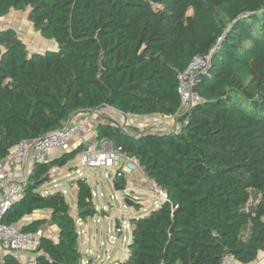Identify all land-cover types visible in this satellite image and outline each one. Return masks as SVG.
Returning <instances> with one entry per match:
<instances>
[{
  "label": "trees",
  "instance_id": "trees-1",
  "mask_svg": "<svg viewBox=\"0 0 264 264\" xmlns=\"http://www.w3.org/2000/svg\"><path fill=\"white\" fill-rule=\"evenodd\" d=\"M11 11L28 12L57 47L30 52L15 28H0V160L106 107L174 118L178 128L166 131L96 124L99 142L122 147L168 195L130 218L118 264H222L229 255L252 264L264 253V0H0V20ZM195 57L209 60L192 85L201 101L183 107L179 75ZM86 149L35 162L3 217H30L23 232L58 228L57 240L38 238L37 264H84L79 222L99 214L91 186L69 181L75 212L63 191L44 187ZM114 182L126 189L128 177ZM0 264L21 262L7 252Z\"/></svg>",
  "mask_w": 264,
  "mask_h": 264
},
{
  "label": "rangeland",
  "instance_id": "rangeland-1",
  "mask_svg": "<svg viewBox=\"0 0 264 264\" xmlns=\"http://www.w3.org/2000/svg\"><path fill=\"white\" fill-rule=\"evenodd\" d=\"M6 27H13L17 30L30 52H44L57 47L53 41L44 39L34 29L33 24L28 19V12L11 11L0 20V28ZM91 115L94 120L109 118L124 126L135 127L139 131H166L178 128L174 118L171 117L160 115L147 117L124 116L110 107L95 111ZM83 120H86L85 116ZM82 153L83 151L79 152L71 163V167L75 168L70 170L68 167L54 169V181L44 188L53 187L65 190L64 194L73 211H75V195L66 184L70 180L79 177L87 180L94 191V201L99 214H96L94 218H89L87 222L83 221L79 224V243L84 264H89L90 261L92 264H118L119 261H123L128 256V244L131 239L129 227L126 226L122 232H117L118 222L125 220L129 224L131 217L138 218L146 215L163 200L154 191L147 188V182L140 169H136L128 175L130 179L126 189L117 190L113 178L108 177L109 174L114 172L113 169L91 168L82 165ZM111 196H113V199ZM126 199H129L132 203L142 202L143 206L139 211H136L133 205H127ZM102 210L107 215H101ZM42 215H46V213ZM35 216L41 215L37 214ZM252 264H264V253H260L258 259Z\"/></svg>",
  "mask_w": 264,
  "mask_h": 264
},
{
  "label": "built area",
  "instance_id": "built-area-1",
  "mask_svg": "<svg viewBox=\"0 0 264 264\" xmlns=\"http://www.w3.org/2000/svg\"><path fill=\"white\" fill-rule=\"evenodd\" d=\"M209 64L208 59L195 57L188 68L179 75V92L182 106L190 107L201 101V98L192 91V85L198 74L204 71ZM98 111V110H96ZM95 112V111H94ZM92 113L86 118L91 120ZM93 119V118H92ZM81 117L76 118L61 130L51 132L43 138L24 140L4 159L0 160V245L9 253L17 256L35 248L42 232H23L18 225L3 223V217L13 203L22 195L25 180L28 178L32 165L37 161H46L55 150H68L72 140L77 137L86 143L82 137L86 121ZM82 165L91 168L113 169L109 178H121L140 169L137 162L122 152V147H115L108 140L88 144L81 155ZM15 169V171H14ZM17 169H20L19 171ZM147 188L154 191L163 201L168 198L167 193L158 188L152 181L145 177ZM113 199V196H111ZM162 201V202H163ZM129 224L125 220L117 226V232H122ZM22 264H37L36 260L26 256ZM222 264H241L233 255L226 256Z\"/></svg>",
  "mask_w": 264,
  "mask_h": 264
},
{
  "label": "crops",
  "instance_id": "crops-1",
  "mask_svg": "<svg viewBox=\"0 0 264 264\" xmlns=\"http://www.w3.org/2000/svg\"><path fill=\"white\" fill-rule=\"evenodd\" d=\"M91 113H94V111L93 112H91ZM87 115L89 116L90 115V113H87V114H81V115H79V116H77V118H79V117H81V119H84V116H85V118L87 117ZM88 118H86V120H87ZM110 119L108 118H105V119H102V120H94V119H92L91 118V120H87L86 121V125H85V130L81 133L82 134V137L84 138V140H85V144L88 146V144H92V143H94V142H96V143H98L99 141L97 140V138H96V124L99 122V121H109ZM112 120V119H111ZM121 125H123V124H121ZM80 144H82V142L79 140V138H77V137H75L73 140H72V142H71V145H70V148L69 149H73V148H76L77 146H79ZM68 149V150H69ZM63 152H65V151H62V150H55V151H53V153L51 154V156H50V158H53L54 156H57V155H59V154H61V153H63ZM73 161V160H72ZM72 161L70 162V164L68 165V166H65V167H68V169L70 170V169H73V168H75V167H71V163H72ZM18 171L20 170V169H17ZM14 171H15V169H14ZM140 172L142 173V171L140 170ZM69 174V173H68ZM143 174V173H142ZM144 175V174H143ZM145 177V176H144ZM134 178V177H133ZM132 178V179H133ZM130 178H128V180H129ZM136 180V182H137V178L135 179ZM115 183V182H114ZM67 186H68V188H70V191H72V193H73V195H75L74 194V188H71V185L69 184V182H67V184H66ZM90 185V184H89ZM67 188V187H66ZM61 190V189H60ZM93 190V189H92ZM61 191H63L64 193H65V190H61ZM93 195H94V191H93ZM95 197V196H94ZM75 200H76V197H75ZM75 206H76V204H75ZM73 212H75V211H73ZM39 214V213H38ZM39 215H42V214H39ZM29 219H30V217L29 218H26L25 220H23L22 222H20L19 224H17L19 227H21V225H23L24 223H27L28 221H29ZM82 223V221H80L79 222V224H81ZM41 232H42V234L44 235V236H47V237H51L52 239H54V240H57V238H58V236H59V230H58V228L56 227V226H53V225H50V226H44V227H42V229L40 230ZM79 233H80V231H79ZM79 241H80V238H79ZM79 245H80V243H79ZM81 247V246H80ZM34 250V248H32V249H30V250H28V251H26L25 253H23V255H19V256H17V255H15L17 258H18V260L21 262V264L24 262V260H25V258H26V256H29V257H31V258H33V259H36V256H37V254L33 251ZM7 254V252L2 248V246L0 245V259H2L5 255ZM89 264H92V262L90 263L89 262Z\"/></svg>",
  "mask_w": 264,
  "mask_h": 264
},
{
  "label": "water",
  "instance_id": "water-1",
  "mask_svg": "<svg viewBox=\"0 0 264 264\" xmlns=\"http://www.w3.org/2000/svg\"><path fill=\"white\" fill-rule=\"evenodd\" d=\"M115 188H116L117 190H122V189H124L123 186H121V185H119V184H115ZM125 202L127 203L128 206H132V205H133V203H132L129 199H126Z\"/></svg>",
  "mask_w": 264,
  "mask_h": 264
}]
</instances>
